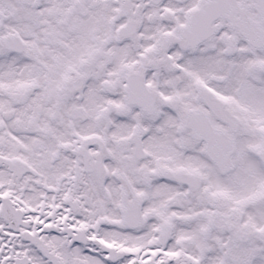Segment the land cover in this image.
I'll return each instance as SVG.
<instances>
[{
  "label": "snow or ice",
  "instance_id": "snow-or-ice-1",
  "mask_svg": "<svg viewBox=\"0 0 264 264\" xmlns=\"http://www.w3.org/2000/svg\"><path fill=\"white\" fill-rule=\"evenodd\" d=\"M0 264H264V0H0Z\"/></svg>",
  "mask_w": 264,
  "mask_h": 264
}]
</instances>
